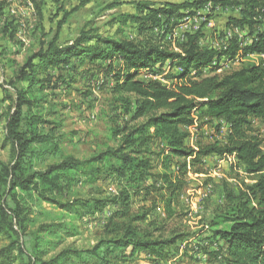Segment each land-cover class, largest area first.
Returning <instances> with one entry per match:
<instances>
[{
  "label": "trees",
  "instance_id": "16d2710c",
  "mask_svg": "<svg viewBox=\"0 0 264 264\" xmlns=\"http://www.w3.org/2000/svg\"><path fill=\"white\" fill-rule=\"evenodd\" d=\"M92 1L80 0L72 11ZM198 3L155 6L139 0L135 13L120 14L113 23L138 22L151 38L137 41L83 28L68 43H60L57 34L23 64L11 62L8 82L0 80V150L8 152L7 159L0 156V264H128L141 253L157 264L191 251L219 264H264V68L252 62L221 73L217 54L200 46L197 35L177 50L153 32L162 22L160 13L176 14ZM5 22L3 31L10 29L15 38L16 18ZM262 47L256 43L245 50ZM229 51L234 56L237 47ZM93 69L111 82L114 114L108 142L78 158L64 152L62 123L52 119L57 104L46 98L58 89L69 93L94 76ZM207 125L217 133L205 139L201 132L191 145L189 128L202 131ZM210 155L235 156L252 182L223 186L206 233L188 225L182 195L190 173H206ZM109 179L117 185L115 194L100 185ZM44 203L70 218L48 220L52 211ZM111 206L93 246L68 243L79 234L82 218Z\"/></svg>",
  "mask_w": 264,
  "mask_h": 264
},
{
  "label": "rangeland",
  "instance_id": "374dc122",
  "mask_svg": "<svg viewBox=\"0 0 264 264\" xmlns=\"http://www.w3.org/2000/svg\"><path fill=\"white\" fill-rule=\"evenodd\" d=\"M4 1V2H2ZM116 0H94L86 6H82L78 10L72 11L80 4V0H0V80L7 83L12 74V61H16L18 65L23 64L26 59L37 53L43 45L51 42L57 34H59L60 43H68L73 40L83 28L96 29L100 34L105 36H114L117 38L128 37L134 40L151 38V32L141 33L139 23L128 21L127 24L113 23V19L127 14L135 13L134 2L139 0H120V6L115 8H106L107 4ZM150 1V0H149ZM157 5H163L164 2L182 3L184 0H152ZM193 1V0H191ZM179 10H182L179 9ZM71 11L65 20V13ZM174 12H177L174 11ZM180 12V11H179ZM183 12V11H181ZM166 15L168 13H165ZM164 17L163 13L159 14V18ZM5 18L7 20L16 18L17 34L15 38L10 37V29L3 31ZM214 34V35H213ZM218 33H212L211 39L217 38ZM160 40V37L158 38ZM165 45L178 50L179 43L176 41L166 40ZM201 44V43H200ZM201 46V45H200ZM203 47V46H202ZM244 63H252L251 61L237 64L239 68ZM225 67V66H224ZM222 68L221 73L234 71L235 68ZM90 79L84 78L82 82L77 83L69 93L61 89L56 90L53 94L51 91L46 100H52L53 104H57V114L52 119L62 123L61 132L64 141L63 150L66 154H72L78 158H87L101 149L107 142V132L112 124V115L114 114L113 98L111 94V82L104 83L103 75H99L96 69H93ZM0 97L2 92L0 89ZM45 108H51V103L45 104ZM55 109H51L54 111ZM258 125V124H257ZM264 125L262 126V129ZM261 129V131H262ZM197 131V130H195ZM201 132H204L205 139L214 136L217 131L207 125ZM225 134V128H224ZM75 135L72 137V134ZM202 138H192L190 144L197 142ZM204 139V140H205ZM195 144V143H194ZM0 156L3 159L8 158V152L0 150ZM232 159L224 163L219 160H210L206 165V173L203 176L189 174V188L187 196L193 199L190 202V208H187L188 215L186 221L192 231H203L208 233L209 223L213 219L214 212L223 200V186L227 184L229 187L237 188L239 183L245 181L251 183L245 172L241 169L235 156H226ZM216 170V172H212ZM192 176H194L192 178ZM100 185L108 194H115L117 185L114 180H104ZM209 187L208 195L206 193ZM86 189L82 192L85 193ZM190 191V193H189ZM189 193V194H188ZM186 194V193H185ZM182 199L187 205L185 197ZM44 208L52 211L54 217L64 216L70 218L62 210L51 207L44 203ZM113 207L104 210L95 215H89L80 220L78 223L80 231L77 237L70 238L68 243H73L78 247L93 246L104 233L105 224L108 221ZM159 213H161L159 211ZM45 220V219H41ZM207 236V235H206ZM192 244H196L197 239L192 238ZM211 257L202 253H191L182 256L173 257L167 262H158L157 264H219L215 261H209ZM128 264H155L151 263L147 254L141 253L133 263Z\"/></svg>",
  "mask_w": 264,
  "mask_h": 264
},
{
  "label": "bare ground",
  "instance_id": "6f19581e",
  "mask_svg": "<svg viewBox=\"0 0 264 264\" xmlns=\"http://www.w3.org/2000/svg\"><path fill=\"white\" fill-rule=\"evenodd\" d=\"M219 1H222L223 7H238L239 25L255 24L256 22H259V24L262 25V34L261 32H253V42L248 44V47H250L256 43H260L263 46L262 49L246 51V46L244 45V28L237 24V14H230L229 18H223V20H221V27H231L233 40L229 41V49L232 46L237 47V53L234 56H231V60H236V65L247 61L256 62L260 63L264 68V55L260 54L261 51L264 50V0ZM208 7H215V0H208ZM176 14L168 13L166 15L163 13L164 17H160L162 22L159 20L161 22L159 25V35L156 30L153 31L157 38L158 36L160 37V42L164 43L166 40L176 41L179 44L185 42L182 41L180 34H178V29L180 28V24H185V19H189V11L183 12V14L178 16V19L174 17ZM203 17H212L211 8L203 9ZM202 28L204 31H211L210 21H202ZM211 41L213 44H221V37L218 36L215 39H211ZM200 43L201 42L199 41V44ZM226 58H228L227 53L226 55H222V57L217 58L219 60L218 63L222 65V68L226 66ZM205 194H208V192Z\"/></svg>",
  "mask_w": 264,
  "mask_h": 264
},
{
  "label": "built area",
  "instance_id": "2783aa9c",
  "mask_svg": "<svg viewBox=\"0 0 264 264\" xmlns=\"http://www.w3.org/2000/svg\"><path fill=\"white\" fill-rule=\"evenodd\" d=\"M193 1H198L199 3L189 8H182V10H177V14L174 16L175 18L178 19L179 11H189V19H185V24H180V28L178 29V34H180L182 41H187L189 36L197 35L198 41L201 42V46L209 50H212L217 54L214 59H217L218 55H220V51H228V58H226V66L224 67L225 70L226 68H235V70L239 69V66H236V60H231V53L229 51V41L233 40V36L231 34V27H221V20H223V18H229L230 14H237V24L239 25L238 7L237 8L223 7L222 1L219 0H215V7H208V0H193ZM204 8H211L212 10L211 18L203 17ZM202 21H210L211 31H204V29L202 28ZM159 25H156L154 27V30H156L158 35H159ZM239 26L244 28V45L248 49V44L253 42V32H261L262 34V25L259 24V22H256L255 24H247V25H239ZM211 33H218V35H220L221 44H213V42L211 41ZM260 54L264 55V50L261 51ZM260 136L262 139V147L264 149V128L260 132ZM219 162L223 163L221 157L219 159ZM213 171L216 172V170ZM185 193L183 194V197H185L187 206L190 208V202L193 199L190 197V195L187 196V192ZM203 195L207 196L208 194H203Z\"/></svg>",
  "mask_w": 264,
  "mask_h": 264
},
{
  "label": "crops",
  "instance_id": "0c3cea01",
  "mask_svg": "<svg viewBox=\"0 0 264 264\" xmlns=\"http://www.w3.org/2000/svg\"><path fill=\"white\" fill-rule=\"evenodd\" d=\"M189 130H190V141H191V139L192 138H198V136L200 135V131H195L196 130V128H194V127H191V128H189ZM194 143H196V142H194ZM194 143H192L191 145H196V144H194ZM220 159V156H218V155H210V156H207L206 158H205V162H207L206 163V165L208 164V162H211L210 160H219ZM221 159H222V162L224 163V162H227V161H229L230 162V160L232 159L231 157H221ZM233 160H236L237 161V159L236 158H233ZM212 172H213V170H212ZM190 174H192V173H190ZM203 176V175H205L204 173H202V174H195V177L197 176ZM194 176H192V178H193ZM209 191V187H208V189H207V191L206 192H208Z\"/></svg>",
  "mask_w": 264,
  "mask_h": 264
}]
</instances>
